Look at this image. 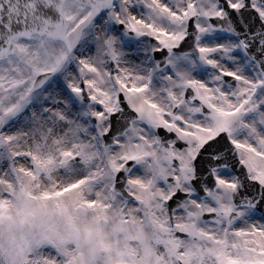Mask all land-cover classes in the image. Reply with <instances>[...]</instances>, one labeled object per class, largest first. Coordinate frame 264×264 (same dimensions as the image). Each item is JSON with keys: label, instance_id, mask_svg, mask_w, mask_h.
<instances>
[{"label": "snow or ice", "instance_id": "6c2138e0", "mask_svg": "<svg viewBox=\"0 0 264 264\" xmlns=\"http://www.w3.org/2000/svg\"><path fill=\"white\" fill-rule=\"evenodd\" d=\"M0 264H264V0H0Z\"/></svg>", "mask_w": 264, "mask_h": 264}]
</instances>
